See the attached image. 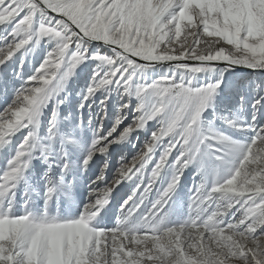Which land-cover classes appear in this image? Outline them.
Instances as JSON below:
<instances>
[{"label": "snow or ice", "instance_id": "1", "mask_svg": "<svg viewBox=\"0 0 264 264\" xmlns=\"http://www.w3.org/2000/svg\"><path fill=\"white\" fill-rule=\"evenodd\" d=\"M38 47L28 74L23 52ZM81 65L77 127L106 93L82 158L58 112ZM0 95V264H264V0H0ZM141 134L113 173L114 146ZM35 159L48 164L39 192ZM192 167L187 215L172 221ZM83 172L88 196L60 201Z\"/></svg>", "mask_w": 264, "mask_h": 264}, {"label": "rangeland", "instance_id": "2", "mask_svg": "<svg viewBox=\"0 0 264 264\" xmlns=\"http://www.w3.org/2000/svg\"><path fill=\"white\" fill-rule=\"evenodd\" d=\"M22 53L18 52L16 55L20 56ZM24 56V70L26 73L30 74L31 69L38 65L39 61L43 59L44 49L36 48L35 51H26L23 52ZM19 62L17 61V64ZM90 69H86L84 65H81L76 69V75L72 76L66 85L65 92L60 94L61 98L64 95H67V100L59 105V128L61 132H68L70 129L75 130V135L80 141V147L74 148L73 152L82 158L83 148H86L88 144L91 143L93 138V128L88 125V118L91 117L93 120L97 117L101 110V99L106 94L103 90L98 91L96 96L91 98L87 104L85 105L84 113V127H77L79 124V108L82 95L87 88L88 80L90 78ZM239 74L246 75L248 71L238 70ZM18 86V85H17ZM4 100L3 95H0V103ZM122 102L116 92H112L111 98L108 101V110L110 115L114 114L116 111V106L118 103ZM135 103V101H133ZM54 104H49L47 108H45L43 115L41 116L39 131L41 136H45L47 133L48 119L51 116V110ZM71 114V115H70ZM205 115L210 119L208 113ZM130 119V117H129ZM128 121H125L127 123ZM219 123V121H217ZM106 127L111 126V121H105ZM240 138V137H237ZM144 139L143 134L140 135V140L135 138V135L128 138L123 144L119 146H114V153L112 158L109 161V167L111 171L115 172V167L119 164L120 156H124L126 159H131L132 156L136 154V148H133V144H136L139 147V144ZM58 146V145H57ZM55 158V157H50ZM48 167V164L45 163L42 159H35L33 161V168L29 170L30 173V185L37 189V191H42L43 181L40 180V177L44 174V170ZM58 171V169L56 170ZM196 171L195 167L185 170V175L182 178L181 185L177 188L176 194L173 197L175 201V205L173 207V211L170 215V219L172 221L182 220L187 215V203L190 195L189 189L191 188L194 179L198 181L200 179L199 176L193 177V173ZM89 173L83 172L79 176L78 183L67 193H61L59 196L60 201L64 203H69L71 201L79 202L80 200L86 198L88 196L87 189V179ZM107 179H111V175L106 177ZM136 178L133 177L131 180H127L124 182L122 186H118L117 190L113 193L114 199L110 202L108 206L110 208V216L109 222L115 223L116 216L119 213V206L122 203L123 199L127 194L131 192V189L135 187L133 184V180ZM24 191V187L21 186L20 192L17 193L18 196L22 197V193ZM35 196V193H33ZM42 200L36 199L35 203L37 205L42 204Z\"/></svg>", "mask_w": 264, "mask_h": 264}, {"label": "water", "instance_id": "3", "mask_svg": "<svg viewBox=\"0 0 264 264\" xmlns=\"http://www.w3.org/2000/svg\"><path fill=\"white\" fill-rule=\"evenodd\" d=\"M240 70H245V71H249V70H247V69H240Z\"/></svg>", "mask_w": 264, "mask_h": 264}]
</instances>
